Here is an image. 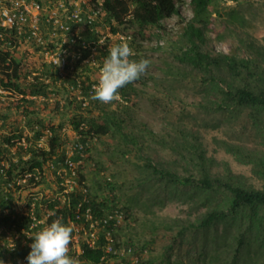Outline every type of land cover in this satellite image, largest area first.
<instances>
[{"label":"trees","instance_id":"obj_1","mask_svg":"<svg viewBox=\"0 0 264 264\" xmlns=\"http://www.w3.org/2000/svg\"><path fill=\"white\" fill-rule=\"evenodd\" d=\"M212 1L190 0L193 16L185 20L183 28L187 47L179 50L176 59L181 65L201 75L200 84L203 85L201 92L205 99L200 107L204 113L223 114L227 116L228 123L239 120L243 113H246L252 129L260 139L262 149L248 150L226 141H217V144L226 153L234 156L238 163L250 166L251 173L256 179L264 181V44L258 43L248 35L235 33L239 47L233 53L204 51L202 44L205 43V33L211 24ZM179 2L181 0H105L106 16L102 29H107L115 36L121 34L120 26L137 27L135 41L132 40L130 46L134 50L135 43L136 55L132 59L139 60L141 56L136 50L137 36L145 37L143 33L153 26L162 30V22L174 15L181 17ZM223 17H226L225 23L238 24V27H245L249 22L240 3L233 9H227ZM42 29L47 33L52 32L51 26L47 24L43 25ZM0 32L5 36V40H9L10 33L2 30ZM99 36L96 31H83L70 45L63 44L61 50L80 53V59H87L92 53L87 44L94 40L92 47L97 51L98 60L104 61L108 55V46L98 43ZM61 41L59 39L52 43L45 37L43 44L38 45L30 40L26 45L33 51L51 53ZM121 41L117 39L114 44ZM2 44L0 41V46ZM241 50L244 52L243 55L239 53ZM15 52H17L15 49L11 54L0 49V63L3 67L0 71V86L4 91L22 95V98L14 101L13 105L17 112L20 111V116L25 118L26 126L33 135H24L21 130L6 134L0 131V260H3L4 264H23V260L27 261L26 258L31 251L30 245L34 242L32 237L43 227L49 226L57 217H63L65 224L86 228L88 225L85 213L88 210L95 221L101 220L106 212L110 213L117 209L122 211L124 219L126 218L125 206L109 205L112 199L107 195L96 198L77 186L70 190L65 182L66 179L72 181L75 178L70 163L79 162L83 154L90 149L87 137L92 139L91 136L106 134L112 130L124 136L118 119L106 114L108 105L91 99L93 85L96 83L90 81L89 77L82 81L69 79L70 88L79 90L82 100L87 102L84 109L90 108L98 113L97 117L88 114L82 116L81 111L73 114V129L79 137L72 154L69 155L62 147L61 133L64 121H54L52 117L41 115L33 108L40 98L45 104L52 98H57L59 94L57 86L68 83L67 79L63 78L58 67L49 63V67H43V75L50 81L34 76L32 81L25 83L22 61L17 60ZM7 60H10L8 66L5 65ZM71 60V56L66 57L64 70L70 67V63L74 66L79 64V61L74 63ZM138 81L139 79L135 83ZM119 91L123 99H128L136 92V88L134 83H130ZM23 103L27 110L22 107ZM1 115V128H4L10 114L3 112ZM46 131L50 136L48 147L44 148L35 142L41 140ZM195 138L196 140L189 144L188 152L190 151L189 162L193 169H196L197 176L194 173L181 176L158 167L150 159H146L143 165L158 182H163L161 193L165 194V200H172L178 196L185 201L196 202L201 198L202 206L208 207L197 223L185 224L178 232L179 238L183 233H188V243L191 245L195 246L198 243L195 251L192 248L188 252L191 255L190 261H194L192 254H195L197 260L203 262L207 260L209 263L264 264V188L256 189L237 184L227 165L224 175L214 174L213 168L221 163L213 157H207L205 149L197 141L198 136ZM48 167H53L51 173L55 177L54 180L50 178ZM20 180H24L28 185L42 186V199L28 201L29 206L34 204L32 215L30 212L28 214L16 212L17 198L13 194V188L21 190V185L18 184ZM53 182L58 186L56 197L50 196V192L54 191ZM113 229L112 222L103 228L100 227L93 245L88 244L80 236L77 242L80 253L73 248L72 240L69 255L78 258L83 264H105L120 257V249L123 251L130 249V254L127 252L125 254L140 258L144 248L136 243L130 241L123 243L118 238L114 239V234V241H108L106 233L115 230ZM9 232L18 234L22 241L19 238L21 242L14 239L12 243L14 247L9 246V238L14 236L9 237ZM74 235L73 229L72 238ZM138 258L136 262H139Z\"/></svg>","mask_w":264,"mask_h":264},{"label":"rangeland","instance_id":"obj_2","mask_svg":"<svg viewBox=\"0 0 264 264\" xmlns=\"http://www.w3.org/2000/svg\"><path fill=\"white\" fill-rule=\"evenodd\" d=\"M238 3L243 6L244 15L249 19L245 27L224 22L226 17L223 16L227 9L237 7ZM178 9L181 17L174 15L165 19L161 24L162 30L153 26L143 33L145 37L137 36L136 50L141 58L152 61L151 66L138 82H134L136 92L130 98H122L119 102L107 104L106 114L118 119L126 138L114 130L91 136L92 139L87 137L90 149L83 154L79 162L72 163V170L75 172V178L72 180L74 187L77 186L96 198L107 195L112 199L109 205L125 206L126 218L114 230V239L118 238L123 243L134 242L144 248L140 258L128 256L120 249V257L105 264H218L209 263L207 260L199 261L195 254H192L194 261H190L191 255L188 252L192 248L195 251L198 243L195 246L188 243V233H183L180 237L183 240L178 234L185 224L197 223L208 207L202 206L201 198L196 202L185 201L178 196L172 200H165V194L161 193V186L164 184L162 181L158 182L144 168L146 159L181 176L193 173L197 176L196 169H193L189 162L188 146L196 140L195 136H198L197 141L205 149L206 156L213 157L221 163L213 168L214 174L224 175L227 165L237 184L256 189L264 188V181L252 175L250 166L238 163L234 156L226 153L217 144V141H226L248 150L262 149L260 139L252 129L246 113L232 123H228L227 116L223 114L204 113L200 107L205 99L201 92L203 89V85L200 84L201 75L181 65L176 59L179 50L187 47V41L183 37L185 20L193 16L190 0H181ZM210 13L211 24L205 33V43L202 44L204 51L233 53L239 47L235 33L248 35L258 43L264 44L263 0H213ZM120 29L121 35L130 36L126 41L131 45L132 40L135 41L137 27L120 26ZM100 34L103 45L109 47L116 41L107 29H101ZM63 39L67 41L68 35H63ZM46 40L55 43L58 36L56 34L47 36ZM29 48L24 44L20 49L17 47L15 52L17 60L22 61L25 83L32 81L34 76L46 79L43 67H49V63L58 67L54 63L60 64L63 61L57 56L59 54L42 53ZM133 48L135 52V43ZM95 53L97 54V51ZM239 53L244 54L242 50ZM68 55L74 60L72 52H67L66 57ZM103 62L96 58L89 64L82 61L76 64V67L70 63L68 69H60L68 83L57 86L59 89L57 98H52L47 104L40 98L33 107L38 113L50 116L54 121H64L61 133L62 147L69 155L72 154L79 137L73 129V114L81 111L82 116L98 115L93 109H84L87 102L82 100L79 90L70 88L69 83L72 79L82 81L89 77L90 81L98 84ZM46 81L50 80L47 78ZM21 98L22 95L18 96L0 89V120L3 112L10 114L4 128H1L0 121V131L3 134L21 130L24 135H33L26 126L25 118L20 116V111L17 112L13 105L14 101ZM22 107L27 110L25 103ZM49 136V132L46 131L35 144L47 148ZM127 141L134 143L128 144ZM52 171L53 167H48L50 178L54 180ZM67 181L70 179L65 180L66 183ZM110 182L112 184H109ZM18 184L21 185V190L13 188V194L17 198L16 212L19 214L30 212L31 215L34 204L29 206L28 201L42 199V186L28 185L24 180H20ZM52 188L54 191L50 192V196H58V186L55 182L52 183ZM8 235L9 237L14 235L9 238V243H13L14 239L22 241L18 234L9 232ZM83 237L86 235L83 234ZM137 258L139 262H136Z\"/></svg>","mask_w":264,"mask_h":264},{"label":"built area","instance_id":"obj_3","mask_svg":"<svg viewBox=\"0 0 264 264\" xmlns=\"http://www.w3.org/2000/svg\"><path fill=\"white\" fill-rule=\"evenodd\" d=\"M105 0H0V30L10 33L9 40H5V36L0 32V41L2 45L0 49L13 53L17 45L28 41H34L36 44L44 43L42 26L47 24L53 30H61L66 33L71 30L72 26H84L91 31L100 32V29L105 25ZM121 40L124 36L115 35ZM10 64V60L5 63ZM0 63V71L2 70ZM0 89L2 87L0 86ZM72 166V163H70ZM72 181H67L69 189L72 190L74 184ZM32 215V214H31ZM88 228L72 224L75 235L72 238L74 241L73 248L80 253L79 245L77 244L80 236L83 234L84 240L90 245L94 244L99 228L107 225L114 229L122 223L124 214L120 210L106 213L101 220H93L92 213H85ZM35 220V218H33ZM113 229V230H114ZM112 232L106 233V238L109 242L114 241ZM13 246L12 243H8ZM131 252L130 249L123 253ZM23 264H28L26 260Z\"/></svg>","mask_w":264,"mask_h":264},{"label":"clouds","instance_id":"obj_4","mask_svg":"<svg viewBox=\"0 0 264 264\" xmlns=\"http://www.w3.org/2000/svg\"><path fill=\"white\" fill-rule=\"evenodd\" d=\"M88 30L90 29L87 27L76 25L72 26L71 30L66 33L61 30H53V28L51 33H47L42 29L44 40L45 37L55 34L58 36V40H62L57 43L56 50L51 52L54 55L59 54L57 56H60L63 59L60 64L54 63L58 65L59 69H63L67 55V50L66 53H64L65 49L61 51H59V49H62L63 44L70 45L83 31ZM63 35H68L67 41H64ZM101 37L102 34H100L98 40V43L100 44H102L100 40ZM117 39L121 40L116 37V40ZM127 39H130V36L124 37V40L119 44H114L108 47V55L104 59L103 66L100 69L98 84L93 85L92 100H97L104 104L119 102L122 100L119 90L130 83H134L147 73L152 61L146 58H141L139 60L132 59L136 53L130 46V43L126 41ZM50 42L53 43V41ZM94 42V40H90L87 44L92 51L89 58L80 59V53L72 52L74 59L72 62L85 61L87 62L86 64L94 62L95 59L98 58L95 53V47H92ZM26 43L28 42L17 45L18 49ZM72 233L73 227L70 224H65L63 217H57L49 226L43 227L40 231L35 233L34 237H32L34 242L30 245L31 251L26 258L28 264H83L78 258L69 255V245L72 241ZM0 264H4V261L0 260Z\"/></svg>","mask_w":264,"mask_h":264}]
</instances>
